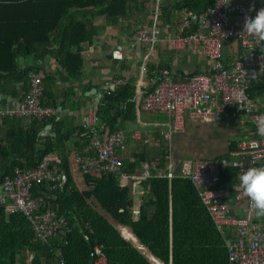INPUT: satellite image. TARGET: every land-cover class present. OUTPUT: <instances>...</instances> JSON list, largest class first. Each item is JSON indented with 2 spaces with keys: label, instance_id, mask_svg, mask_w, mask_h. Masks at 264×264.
I'll use <instances>...</instances> for the list:
<instances>
[{
  "label": "trees",
  "instance_id": "1",
  "mask_svg": "<svg viewBox=\"0 0 264 264\" xmlns=\"http://www.w3.org/2000/svg\"><path fill=\"white\" fill-rule=\"evenodd\" d=\"M214 3L215 0H179L170 8L162 7L160 21L171 22L174 11L201 13ZM142 6L137 0H0V73H6L7 80L27 83L34 68L22 70L20 58H38L40 48L55 44L62 54L63 67L79 79L83 64L81 45L92 40L97 29L91 22L72 20L66 23L72 10L101 8L98 14L118 20L126 17L131 8ZM164 69L169 67H160L154 72L160 77ZM262 77V84L255 87L258 93L264 92V75ZM46 95L45 89L42 103L54 107L52 101H46ZM134 109L135 91L131 84L104 95L98 109L100 132L117 130L119 120L128 119ZM11 121L14 122L10 123L13 126L8 133V147L0 149V184L9 174L7 170L35 168L50 153L64 155L66 142L73 134L64 131L63 121L51 120L55 135L43 141L41 134L47 122L33 121L26 127L21 121ZM84 130L79 129V135ZM80 140L82 149L88 150L82 156L93 155L89 148L91 139ZM166 161L163 155L158 161L159 167L164 169ZM145 162L146 159L140 157L130 163L126 171L134 173ZM68 163V157L63 156L62 171L68 176L63 187L49 190L42 185L34 189V194L43 196L58 217L66 219L67 227L60 231L57 239L42 244L33 241V227L24 214L8 215L6 221L0 220V264H29L27 249L34 256L31 264H57L60 256L65 264H92L93 249L97 245L103 246L107 264H152L130 242L153 264H230L225 240L191 180L175 176L169 181L167 177L153 174L142 181L150 198L142 205L135 221L130 187L121 186L115 175L88 174L86 183L94 185L95 189L83 194L70 177ZM236 173L235 169H228L226 182ZM224 182L225 178L222 181L225 187Z\"/></svg>",
  "mask_w": 264,
  "mask_h": 264
},
{
  "label": "built area",
  "instance_id": "2",
  "mask_svg": "<svg viewBox=\"0 0 264 264\" xmlns=\"http://www.w3.org/2000/svg\"><path fill=\"white\" fill-rule=\"evenodd\" d=\"M151 5L149 23L137 27L134 45L149 48L141 66V74L147 73L150 54L161 38L162 0H137ZM264 8V7H261ZM260 9V8H259ZM246 4L231 0H215L206 11L178 12L174 17L176 35L170 39L174 51L189 49L200 57L206 58L210 65L207 73H195L187 78H177L169 69L161 72L155 86L147 90L139 109L146 112L168 116L172 125L163 132L165 139L173 133L185 129L186 119L194 123H217L229 116L241 130L238 146L228 152L227 158L196 160L183 170L192 180L199 197L210 214L217 230L225 235L234 233L228 242L230 264H264V223L255 219V208L250 203L248 215L234 217L227 204L230 192L222 186L224 175L233 168L238 174L249 167L264 166V103L250 97L249 91L261 82L264 73V40L242 33V25L247 15L256 11ZM235 41L239 44V54L232 65L224 60V43ZM115 60H123L121 49L112 52ZM45 86L41 76L30 75V89L27 97L15 107L0 109V119H27L30 123H43L57 116V110L42 103ZM110 93V89L106 90ZM99 104L89 108V127L81 137L91 139L89 148L93 155L79 157V171L85 178L88 174L99 176L116 175L120 185L130 187L131 192L139 190L142 181L153 176L167 177L170 181L175 175L172 168L162 172L149 165H142L139 173H127L117 154L125 144L121 130L100 132ZM62 159L56 153L43 157L35 168L19 169L6 175L0 184V207L6 215L21 213L31 222L34 242L48 244L57 239L60 231L67 227L66 219L58 217L43 196L34 194L35 187L52 186V190L63 187L68 176L62 171ZM70 177H71V171ZM88 191L95 187L89 186ZM237 200L248 199L240 187ZM51 190V189H50ZM34 256L29 257L31 264ZM92 264H107L103 246L93 249ZM57 264H65L62 256Z\"/></svg>",
  "mask_w": 264,
  "mask_h": 264
},
{
  "label": "crops",
  "instance_id": "3",
  "mask_svg": "<svg viewBox=\"0 0 264 264\" xmlns=\"http://www.w3.org/2000/svg\"><path fill=\"white\" fill-rule=\"evenodd\" d=\"M177 1L179 0H162V7L170 8ZM231 1L246 4L254 9L264 7V0ZM139 4L143 6L139 9L131 8L126 17L118 18V20L98 14V12L102 11L101 8H96V10H93V8L72 10L66 23L72 20L91 22L93 24L92 27L97 29L92 40L86 41L81 45L83 64L79 79L73 77L61 64L62 54L58 52V45H50L46 49L40 48L38 58H20L22 70L34 68V72H31L30 75L37 74L41 76L47 91L45 99L46 101H52L54 104V107H52L57 110L55 118L45 121L47 124L41 134L43 141H45L46 137H53L55 135L54 126L50 123L51 120L55 122L63 121L65 126L64 131H71L73 133L66 142L64 155L58 152L55 153L62 159V165L63 156L66 155L68 157L71 178L83 194L89 191L86 180L79 171L78 158L82 157L83 153L88 152V150L82 149L80 140L82 137L78 131L81 128L87 129L89 127L88 110L90 107L101 103L102 98L107 94V89H110V93H112L122 86L131 84L135 91V109L128 119L119 120L117 128V130L123 131L125 135V144L117 151L118 156L123 162L125 171L130 163H134L137 159L143 157L146 159V162L136 168L134 173H139L142 165H149L150 163L151 169L155 166L156 170L168 172L171 167L176 177L180 176L183 179L191 180L190 177L182 173L185 168L190 167L191 162L228 157L229 150L238 146L241 130L234 123L232 116L217 123H194L187 118L185 128L186 124L191 122L189 123L188 134L191 131L193 132V140L196 143V147L194 150L189 148V152L183 153L185 136L182 138L177 137L175 139L176 142L174 141L176 146V150L174 151L172 140L176 133H173L170 139H165L162 134L163 132H168V128L172 125V120L166 115L139 109V103L142 102L144 97L143 94L147 90L153 89L156 80L160 79L157 73L154 72L156 69L169 67V70L173 72L172 74L175 77L187 78L195 73H207L210 65L206 58L200 57L189 49L180 51L172 49L170 39L177 32L174 17L178 12L174 11L175 14L173 15L174 17L172 16L171 22L166 20L161 21L160 42L150 54L147 73L142 75L141 66L143 65L145 56L150 51L147 47L134 45L133 39L137 27L149 23L152 7L145 2H139ZM115 49H121L123 60L113 59L112 52ZM76 50L74 49L73 52H76ZM238 54L239 44L237 42L228 41L224 43L223 55L227 65H232ZM6 75V73H0V109L12 108L19 105L27 97L30 89V75L27 83H24L23 80H7ZM262 81L263 79L258 85L253 86L249 94L253 100L264 103V92L258 93L259 91L255 88L260 86ZM250 92H253L254 96ZM16 121H21L26 127L31 124L25 118ZM11 122L14 121L0 119V149L8 147V133L13 126L10 124ZM219 135H223L226 138V143L223 146L225 150L218 155L217 152L220 151V148L216 144L213 145V140L220 138ZM189 137L191 136L189 135ZM197 150H200V154ZM163 155H165V159L167 160L164 169L159 167L160 162H158ZM152 170V173L156 172L154 169ZM12 171L7 170L8 173H13L14 171ZM236 172V176L228 182H226L228 171L224 175V185L231 194L227 199V204L230 213L234 217L244 218L248 215L250 201L249 199L239 201L236 198V195L241 190L237 180L238 171L236 170ZM117 178L119 181L118 176ZM48 189L52 190V186H49ZM131 194L134 203L131 212L135 218L134 220L137 221L142 205L149 200L150 196L148 190L142 184L139 186L138 191ZM88 203L91 205L89 200ZM7 217L8 215L0 207V220L4 222ZM255 219L257 222L264 223V216H258L256 210ZM221 236L224 238L228 250V242L234 239V233L226 232L225 235L221 234ZM30 253V250L27 249L26 254H29V257H31Z\"/></svg>",
  "mask_w": 264,
  "mask_h": 264
},
{
  "label": "clouds",
  "instance_id": "4",
  "mask_svg": "<svg viewBox=\"0 0 264 264\" xmlns=\"http://www.w3.org/2000/svg\"><path fill=\"white\" fill-rule=\"evenodd\" d=\"M254 7V5H253ZM242 33L264 40V8L256 11L255 15H247L242 25ZM264 134V127L259 129ZM237 180L239 186L255 208L258 216H264V166L249 167L242 170Z\"/></svg>",
  "mask_w": 264,
  "mask_h": 264
},
{
  "label": "rangeland",
  "instance_id": "5",
  "mask_svg": "<svg viewBox=\"0 0 264 264\" xmlns=\"http://www.w3.org/2000/svg\"><path fill=\"white\" fill-rule=\"evenodd\" d=\"M188 123V122H187ZM189 123H191V122H189ZM186 124V128L183 130V131H180V132H177L176 134H174V137H173V140H172V144H174L173 146H174V151L176 150V146H175V143H174V141L176 142V140L175 139H177V137H184L185 136V141H184V146H183V153H187V152H189V148L190 149H195V147H196V143H195V141L193 140V132L191 131V133L190 134H188V132H189V127H190V124ZM219 124V123H218ZM187 127H188V131H187ZM195 133V132H194ZM189 135L191 136V137H189ZM220 136V138H215L214 140H213V145L214 144H216L217 146H218V148H220V151H218L217 152V154L219 155L220 153H222V151H224L225 149L223 148V146L225 145V143H226V138L223 136V135H219ZM200 140H203L202 138H199ZM218 139H220V140H218ZM208 141H211V140H208ZM198 152L200 151V150H197ZM199 154H200V152H199ZM135 219V218H134ZM29 260V259H28Z\"/></svg>",
  "mask_w": 264,
  "mask_h": 264
},
{
  "label": "water",
  "instance_id": "6",
  "mask_svg": "<svg viewBox=\"0 0 264 264\" xmlns=\"http://www.w3.org/2000/svg\"><path fill=\"white\" fill-rule=\"evenodd\" d=\"M87 184V183H86ZM88 187V186H87ZM86 192V191H85ZM89 200V199H88ZM105 209V208H104ZM106 210V209H105ZM98 211V210H97ZM98 212H100V211H98ZM101 213V212H100ZM106 213H108V214H110L107 210H106ZM102 214V213H101ZM103 215V214H102ZM104 217H105V215H103ZM110 216L114 219V221H116V223L118 224V225H120V226H122L121 224H119V222L110 214ZM117 230H118V232L121 234V236H123L125 239H126V237L120 232V230L107 218V217H105ZM124 226V225H123ZM127 227V226H126ZM132 231V230H131ZM134 234V233H133ZM135 235V234H134ZM136 236V235H135ZM137 237V236H136ZM138 238V237H137ZM127 240V239H126ZM138 240H139V238H138ZM128 241V240H127ZM140 241V240H139ZM128 242H130V241H128ZM141 242V241H140ZM135 248H137L149 261H150V263H152L153 264V262L142 252V250L140 249V248H138L136 245H134L132 242H130ZM143 245V244H142ZM144 246V245H143ZM146 249H148L146 246H144ZM149 252H150V250H149ZM151 253V252H150ZM152 254V253H151Z\"/></svg>",
  "mask_w": 264,
  "mask_h": 264
},
{
  "label": "bare ground",
  "instance_id": "7",
  "mask_svg": "<svg viewBox=\"0 0 264 264\" xmlns=\"http://www.w3.org/2000/svg\"><path fill=\"white\" fill-rule=\"evenodd\" d=\"M108 132H109V131H108ZM161 137H162V136H161ZM148 163H149V162H148ZM142 164H143V163H142ZM149 166H150V163H149ZM154 167H155V166H154ZM156 167H157V166H156ZM157 168H158V167H157ZM152 171H153V170H152ZM128 173H129V172H128ZM132 173H133V172H132ZM222 186H223V185H222ZM225 188H226V187H225ZM239 201H240V200H239ZM239 201H238V202H239Z\"/></svg>",
  "mask_w": 264,
  "mask_h": 264
}]
</instances>
